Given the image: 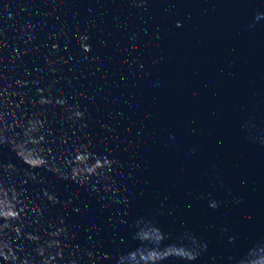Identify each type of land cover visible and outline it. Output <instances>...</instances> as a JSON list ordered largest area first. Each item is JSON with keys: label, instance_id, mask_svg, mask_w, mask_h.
<instances>
[{"label": "water", "instance_id": "95a60500", "mask_svg": "<svg viewBox=\"0 0 264 264\" xmlns=\"http://www.w3.org/2000/svg\"><path fill=\"white\" fill-rule=\"evenodd\" d=\"M0 264H264V0H0Z\"/></svg>", "mask_w": 264, "mask_h": 264}]
</instances>
